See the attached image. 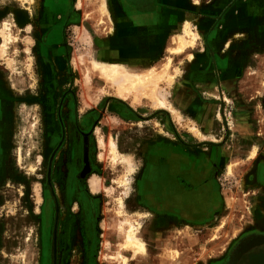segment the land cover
Returning <instances> with one entry per match:
<instances>
[{"label": "rangeland", "instance_id": "rangeland-1", "mask_svg": "<svg viewBox=\"0 0 264 264\" xmlns=\"http://www.w3.org/2000/svg\"><path fill=\"white\" fill-rule=\"evenodd\" d=\"M255 231L264 0H0V264H239Z\"/></svg>", "mask_w": 264, "mask_h": 264}, {"label": "bare ground", "instance_id": "bare-ground-1", "mask_svg": "<svg viewBox=\"0 0 264 264\" xmlns=\"http://www.w3.org/2000/svg\"><path fill=\"white\" fill-rule=\"evenodd\" d=\"M184 33L185 34L189 33V29L187 25H184L183 34ZM177 40L182 46V41L184 40L182 39L180 35L177 37ZM181 46L174 49V51L180 50ZM94 66L98 69V71L100 72V75L107 80L118 79L120 77L122 80L121 88L123 89H127V86H129L130 88H133L136 86L139 88H144L143 86L147 87L148 86L147 84L151 83L150 81L152 80L151 77H147L146 75L144 76H138L137 74H127L126 75V73L122 70V68L117 66L116 64L104 65V64L96 63ZM151 94H153V92H151ZM161 104H163V102ZM123 247L131 249L133 252H143L144 251L143 243L135 237L134 230L132 229H129L127 231L124 242H123Z\"/></svg>", "mask_w": 264, "mask_h": 264}, {"label": "crops", "instance_id": "crops-1", "mask_svg": "<svg viewBox=\"0 0 264 264\" xmlns=\"http://www.w3.org/2000/svg\"><path fill=\"white\" fill-rule=\"evenodd\" d=\"M238 250H244L242 256L251 255L250 264H264V231L250 233L243 239Z\"/></svg>", "mask_w": 264, "mask_h": 264}, {"label": "flooded vegetation", "instance_id": "flooded-vegetation-1", "mask_svg": "<svg viewBox=\"0 0 264 264\" xmlns=\"http://www.w3.org/2000/svg\"><path fill=\"white\" fill-rule=\"evenodd\" d=\"M250 256L251 255L243 256L242 259L240 260V263L239 264H250L251 263Z\"/></svg>", "mask_w": 264, "mask_h": 264}, {"label": "water", "instance_id": "water-1", "mask_svg": "<svg viewBox=\"0 0 264 264\" xmlns=\"http://www.w3.org/2000/svg\"><path fill=\"white\" fill-rule=\"evenodd\" d=\"M238 252H239L238 255L241 256V254H243L244 250L241 248V250H239Z\"/></svg>", "mask_w": 264, "mask_h": 264}]
</instances>
